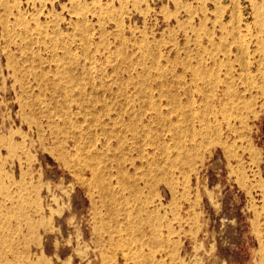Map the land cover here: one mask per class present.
Instances as JSON below:
<instances>
[{
  "label": "rangeland",
  "instance_id": "374dc122",
  "mask_svg": "<svg viewBox=\"0 0 264 264\" xmlns=\"http://www.w3.org/2000/svg\"><path fill=\"white\" fill-rule=\"evenodd\" d=\"M181 1L0 0V264H264V0Z\"/></svg>",
  "mask_w": 264,
  "mask_h": 264
},
{
  "label": "crops",
  "instance_id": "0c3cea01",
  "mask_svg": "<svg viewBox=\"0 0 264 264\" xmlns=\"http://www.w3.org/2000/svg\"><path fill=\"white\" fill-rule=\"evenodd\" d=\"M173 1L175 2V5H176V9L174 11H172L173 13H177L180 11L189 12L191 7H192L191 4H188L187 2H183L181 0H173ZM258 12H260V10H257V13ZM176 23H177L176 27L186 28V29H188L189 27H191L193 25L192 21H189V20H183V22L177 21ZM226 52L227 51H225V48L222 47L221 49L217 48L216 50H214V52H211L207 55L200 56V58L193 57V59H199L200 61L210 60L213 62V67L211 68V70L213 71L214 78H215V76H217L218 83L214 79L212 84H208V83L205 84L207 82V74L205 73L206 69L201 67V62H198L196 64V66L193 68H191L189 64L185 63L184 66H185L186 71L190 70L191 75L195 78L196 81H200V82L204 83L203 86L196 84L195 89L200 90V88H201V89H203L204 92H208V93H216L219 89L223 92H227L226 89H223L224 85H225V77H226V74L230 68L229 67L230 61L237 60L239 62V65L236 64L237 68L235 70V73H236V81L238 83L239 88H238V90H236L235 93L240 94V93L244 92L245 97L248 96L250 99H252V96H255L257 89L252 86V83H250L249 86H244V85H241V83H240V81H241L240 77L242 78V80L244 77H247V75H246L247 70L244 69L245 68V62H246V59H244L245 57H242L240 54L239 55L237 54V56H235V54L227 55V54H225ZM188 59L189 58L186 54L184 56V60L187 61ZM160 74H161V72L158 75H160ZM221 76H223V80H222L223 84L222 85H221V80L219 79ZM177 80H178V78H177ZM249 82H252V81L250 80ZM237 97H238V95H237ZM251 124H254V123L252 122ZM263 125H264V120H263ZM254 136L255 135L252 133L249 134L251 144H249V138H245L243 144H241L240 140H239L238 141L239 143L234 145L235 147L233 149L235 150V152L238 154H241L240 152L244 151L247 148L248 149V151H247L248 155H250L251 153L252 154L256 153L257 149L255 150V147H252L253 146L252 144L254 143ZM254 150H255V152H254ZM243 155H244V153H243Z\"/></svg>",
  "mask_w": 264,
  "mask_h": 264
},
{
  "label": "built area",
  "instance_id": "2783aa9c",
  "mask_svg": "<svg viewBox=\"0 0 264 264\" xmlns=\"http://www.w3.org/2000/svg\"><path fill=\"white\" fill-rule=\"evenodd\" d=\"M244 0H241V2H243ZM223 217V220H222V229L224 230V231H226L227 233H231V226H230V222H229V220H228V218L225 216V215H223L222 216ZM234 234V233H233Z\"/></svg>",
  "mask_w": 264,
  "mask_h": 264
},
{
  "label": "bare ground",
  "instance_id": "6f19581e",
  "mask_svg": "<svg viewBox=\"0 0 264 264\" xmlns=\"http://www.w3.org/2000/svg\"><path fill=\"white\" fill-rule=\"evenodd\" d=\"M252 8H253V10L255 9V12L254 13H257V10H260V7H258L256 5H253Z\"/></svg>",
  "mask_w": 264,
  "mask_h": 264
},
{
  "label": "snow or ice",
  "instance_id": "6c2138e0",
  "mask_svg": "<svg viewBox=\"0 0 264 264\" xmlns=\"http://www.w3.org/2000/svg\"><path fill=\"white\" fill-rule=\"evenodd\" d=\"M52 179L55 180V176H53Z\"/></svg>",
  "mask_w": 264,
  "mask_h": 264
}]
</instances>
